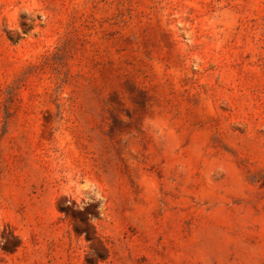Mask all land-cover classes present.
I'll use <instances>...</instances> for the list:
<instances>
[{
    "label": "rangeland",
    "instance_id": "rangeland-1",
    "mask_svg": "<svg viewBox=\"0 0 264 264\" xmlns=\"http://www.w3.org/2000/svg\"><path fill=\"white\" fill-rule=\"evenodd\" d=\"M0 264H264V0H0Z\"/></svg>",
    "mask_w": 264,
    "mask_h": 264
}]
</instances>
